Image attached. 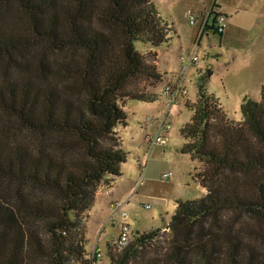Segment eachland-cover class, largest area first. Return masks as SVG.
<instances>
[{"label": "trees", "instance_id": "obj_1", "mask_svg": "<svg viewBox=\"0 0 264 264\" xmlns=\"http://www.w3.org/2000/svg\"><path fill=\"white\" fill-rule=\"evenodd\" d=\"M171 32L153 0H0V264H90L85 221L122 175L125 105L160 96L145 89L162 79L155 53L135 42ZM201 76L179 152L202 164L206 193L122 249L106 243L110 264H264V83L233 120Z\"/></svg>", "mask_w": 264, "mask_h": 264}, {"label": "rangeland", "instance_id": "obj_2", "mask_svg": "<svg viewBox=\"0 0 264 264\" xmlns=\"http://www.w3.org/2000/svg\"><path fill=\"white\" fill-rule=\"evenodd\" d=\"M209 1L153 0L162 18L169 24L172 23L177 32L170 33L171 43L163 44L157 62L167 68L162 81L167 79L171 81L167 84L176 88L177 80H183L191 100L195 99L198 72L203 74V78L210 74L203 80L205 90L218 98L229 119L239 120L242 98L248 96L259 99L260 87L264 83V0H217L221 12L226 15L222 37L209 31L207 35L202 34L196 45V32L202 19L199 20L198 17L197 23L190 24L184 12L187 9L198 14L201 10L207 12L211 8L208 6ZM135 47L137 50H146L149 44L136 41ZM194 54L198 56L197 64L186 67V63L180 61V56L188 60ZM165 85L161 89L163 94L159 93L156 102L148 104L147 108L138 110L133 115L129 114L128 125L120 126L122 149L126 153L127 163L122 169V177L126 181L123 197L119 203H115L116 210L111 207L104 212L106 207L96 203L91 210L94 216L90 215L85 221L86 249L89 251L95 245L102 253L96 264H110L105 244L118 233L119 222L128 224L130 241L136 232L165 226L175 210L174 196L181 199L193 197L188 195L186 183L195 181L193 172L197 169L191 168L192 173L187 177L186 172L191 166H195L196 161L190 156L177 153V150L174 152V148L184 141L179 129L189 121L192 112L184 105L187 101L186 94L177 99L178 92L174 90L175 94L170 97L164 93ZM128 105L132 107L135 102L131 101ZM164 113L170 123L169 141L164 146L152 145L149 148L144 142V136L147 133L155 134L156 119ZM147 116L149 122L146 121ZM21 135L25 137L24 141L33 140L25 132ZM138 141L141 146L139 150L136 149V153L134 146ZM163 151H170L171 159L163 158ZM199 165L200 169L202 164L199 162ZM168 171L172 175L168 179H162L161 173ZM121 211H125L127 215L121 217ZM107 216L112 217L115 225L105 222ZM160 235L161 238L157 239L165 244L169 238L168 229ZM255 243L264 252V239L258 238Z\"/></svg>", "mask_w": 264, "mask_h": 264}, {"label": "crops", "instance_id": "obj_3", "mask_svg": "<svg viewBox=\"0 0 264 264\" xmlns=\"http://www.w3.org/2000/svg\"><path fill=\"white\" fill-rule=\"evenodd\" d=\"M208 6L209 7H213L214 8V10H219V11H221L220 9V6L217 4V0H210L209 1V4H208ZM185 10V9H184ZM209 10V9H208ZM208 10H207V12H203V11H205V10H201L200 12H199V14L198 13H195V12H193L195 15L196 14H198V15H196L197 16V21H196V23L198 22V17H199V20H201L202 18H203V16H207V13H208ZM160 14V13H159ZM162 17V16H161ZM168 22V21H167ZM211 22V17L208 19V23H210ZM171 24V26H172V29L174 30V26H173V24L172 23H170ZM200 24V23H199ZM213 32V30H212V28H210L209 26L208 27H205V29L204 28H202L201 29V26L199 27L198 26V28H197V32H196V34H197V38H196V45H198L199 44V39H200V37L202 36V34L204 33V34H206L207 35V33L208 32ZM174 33H177L175 30H174ZM221 37H222V35H221ZM220 37V38H221ZM162 50H163V47H158V48H150V47H148L146 50H144L143 51V54H147V53H149V52H154L155 53V58H154V61H153V63L155 64V66H156V71L160 74V75H162V77L164 76V75H166V72H167V68H165L164 66H162L159 62H157V58L158 57H160L161 56V52H162ZM196 55V54H195ZM166 64H169V62L168 61H166V60H163ZM187 67V66H186ZM185 67V68H186ZM200 74H201V72L199 71L198 72V76L197 77H199L200 76ZM161 77V78H162ZM167 82H171V81H169V80H164V82L162 81V79L159 81V82H157V83H155V84H145V89L146 90H148L149 92H152V93H156V94H158V95H160L159 93H162V91H161V89H163V87H164V85L165 84H167ZM177 82H178V84H179V86H181V87H183L185 90H186V98L185 99H187V101H189V102H194L195 101V99H196V97H197V91H196V94H195V99L194 100H191V99H189V97H188V90H187V88H186V86H185V84H184V82H183V80H181V79H178L177 80ZM177 82H175V83H177ZM173 83V82H172ZM163 94V93H162ZM178 96L179 97H177V99H180V97H183V95H181V94H179L178 93ZM185 96V95H184ZM157 101V100H156ZM156 101H153V102H156ZM135 102V105H133L132 107L131 106H129L128 104H129V102L125 105V110L127 111V113H128V115L129 114H135V113H137V111L138 110H142V109H145V108H147L146 106L148 105V104H150V103H153V102H138V101H134ZM180 102H182V101H180ZM179 103V102H178ZM165 114V113H164ZM137 117V116H136ZM147 117H149V116H147ZM127 125H128V123H127ZM147 127V126H146ZM117 130H118V133H119V136H120V139H121V145H122V147H123V141H122V136H121V134H122V131H121V129H120V127H117ZM139 142L140 141H138L137 142V144H136V146H134V149H135V152L136 153H138V151H136V149H138L139 150V147L141 146L140 144H139ZM145 142V141H144ZM185 142V140L184 141H182V142H180L179 143V146H176L174 149V152L177 150V153H180L179 152V148H180V146L183 144ZM142 144V143H141ZM150 148V147H149ZM181 155H183V156H190V155H188V154H182V153H180ZM137 155V154H136ZM163 158H167V159H171V156H170V151H163ZM179 157H177V159H178ZM191 158V157H190ZM192 159V158H191ZM194 160V159H193ZM194 161H196V164H195V166H191L190 168H189V170H187V172H186V177L188 176V175H190L191 173H192V171L190 170L191 168H196V169H198L199 168V162L197 161V160H194ZM126 162H124V163H122L121 164V169H123V167L125 168V166H126ZM138 167H140V166H138ZM141 168V167H140ZM145 168V167H144ZM171 172V171H170ZM195 172H193V174H194ZM195 177V176H194ZM124 176L122 177V175L120 176V177H118V178H114V179H112V180H110L109 182H108V185H99L98 186V188H97V190H96V193H95V197H94V203H93V205H92V207L96 204V203H98L101 207H106V209L104 210V212H106V211H108V209H110L111 208V204L112 203H119V200L120 199H122V193H123V189L124 188H126V181H124ZM197 179V177H195V181L193 182V183H191V184H189L188 182L186 183L187 184V192H188V195H192L193 197H188V198H184V199H190V198H194V197H200L201 195H203V194H205L206 193V189L199 183V181H197L196 180ZM177 197H173V201H174V203H175V199H176ZM92 207L90 208V210L88 211V214H87V217L89 218L90 217V215L91 216H94L92 213H91V210H92ZM105 222H111L112 223V225H115V222L113 221V219H112V217L111 216H107L106 218H105ZM110 241V240H109ZM109 241H107V242H109ZM106 242V243H107Z\"/></svg>", "mask_w": 264, "mask_h": 264}, {"label": "built area", "instance_id": "obj_4", "mask_svg": "<svg viewBox=\"0 0 264 264\" xmlns=\"http://www.w3.org/2000/svg\"><path fill=\"white\" fill-rule=\"evenodd\" d=\"M184 15L190 24L196 23L197 16L192 12L191 9H187L184 12ZM210 17H211V22L208 23V19ZM225 21H226V15L223 12L219 10H214V8L211 7L207 13V16L206 17L203 16L202 18L201 29L205 25H211L212 30L215 31V33L222 35L225 29V25H226ZM180 61L185 62L186 66L191 65V64H197L198 56L194 54L190 56L188 60H184V57L180 56ZM177 86L178 87L173 88L171 85L166 84L164 88V93L171 97L177 91L179 94L184 96L186 94V90L183 87L179 86V84ZM159 119H156L157 122L155 124V130H156L155 134L152 135V134L147 133L144 136L145 143L149 147H151L152 145L164 146L169 141L168 131L170 129V123L166 120L165 114ZM146 121L149 122L150 119L146 117ZM148 125H151V124L148 123ZM171 175L172 173L168 171V172L161 173L160 177L162 179H168ZM111 207H113L115 210L117 209V206L115 203H112ZM126 215L127 213L125 211L120 212L121 217H125ZM117 227H118V233L115 236H113V238H111L109 242H107L112 251L122 249L123 247L127 245L129 241L130 231L128 228V224L124 222H119ZM101 256H102L101 251L97 247H95V245L94 247L89 249V251L87 252V260H89L90 264H96V261L100 259Z\"/></svg>", "mask_w": 264, "mask_h": 264}]
</instances>
